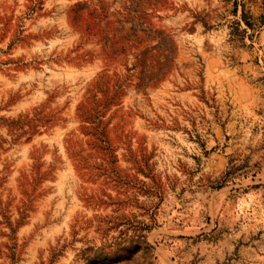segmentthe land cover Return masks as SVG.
<instances>
[{"label":"rangeland","instance_id":"obj_1","mask_svg":"<svg viewBox=\"0 0 264 264\" xmlns=\"http://www.w3.org/2000/svg\"><path fill=\"white\" fill-rule=\"evenodd\" d=\"M0 264H264V0H0Z\"/></svg>","mask_w":264,"mask_h":264},{"label":"trees","instance_id":"obj_2","mask_svg":"<svg viewBox=\"0 0 264 264\" xmlns=\"http://www.w3.org/2000/svg\"><path fill=\"white\" fill-rule=\"evenodd\" d=\"M240 20H241V22L244 24L245 27H247V28H251V24H250L249 21H248L247 12H245L244 10H242V12H241ZM241 34H242V35L245 34V31L242 30V31H241Z\"/></svg>","mask_w":264,"mask_h":264}]
</instances>
